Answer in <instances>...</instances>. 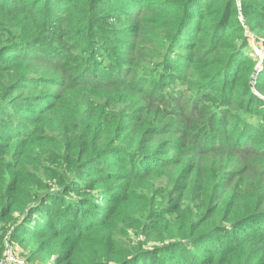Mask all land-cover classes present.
<instances>
[{"label": "trees", "instance_id": "obj_1", "mask_svg": "<svg viewBox=\"0 0 264 264\" xmlns=\"http://www.w3.org/2000/svg\"><path fill=\"white\" fill-rule=\"evenodd\" d=\"M245 27L264 0H0V258L264 264Z\"/></svg>", "mask_w": 264, "mask_h": 264}, {"label": "rangeland", "instance_id": "obj_2", "mask_svg": "<svg viewBox=\"0 0 264 264\" xmlns=\"http://www.w3.org/2000/svg\"><path fill=\"white\" fill-rule=\"evenodd\" d=\"M159 17H163V16H159ZM165 18H161V23L162 25H164L165 22L164 21ZM240 19L243 21V17L241 16ZM164 32H166L165 29H162V27L160 28H153V32H152V26L149 28V32H148V39L151 41L149 42L148 46L149 48L152 50V54L155 53L156 49L158 48V45H157V42L158 40L160 39L159 36H161V34H163ZM245 34L246 36L248 37V46H247V53L248 55H253L254 57V60L256 62V69H255V72L253 74V83L257 80V74L262 71L263 69V65H264V41L263 40H260L257 38V36H255L253 33L250 32V30L248 29V27H245ZM184 88H188L187 86H184ZM252 89H253V92L254 94L262 97L263 95L254 87L252 86ZM262 109V114H261V118L262 119L260 122L261 124L264 126V107L261 106ZM247 118L246 116L242 115L239 117V120L237 119L238 121V125L240 123L243 122V120ZM257 118H259V116H255V120H257ZM251 120V119H249ZM17 246V244H15ZM19 252L20 254L22 255V257H24L26 260H27V255H26V252H22V249L19 248ZM30 264H44V263H39V262H34L32 260H27Z\"/></svg>", "mask_w": 264, "mask_h": 264}, {"label": "built area", "instance_id": "obj_3", "mask_svg": "<svg viewBox=\"0 0 264 264\" xmlns=\"http://www.w3.org/2000/svg\"><path fill=\"white\" fill-rule=\"evenodd\" d=\"M0 264H30L19 252L18 245L5 237Z\"/></svg>", "mask_w": 264, "mask_h": 264}]
</instances>
